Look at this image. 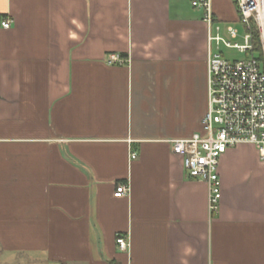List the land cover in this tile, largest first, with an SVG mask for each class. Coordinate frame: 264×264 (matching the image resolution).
Listing matches in <instances>:
<instances>
[{
  "label": "crops",
  "instance_id": "crops-1",
  "mask_svg": "<svg viewBox=\"0 0 264 264\" xmlns=\"http://www.w3.org/2000/svg\"><path fill=\"white\" fill-rule=\"evenodd\" d=\"M211 9L238 23L234 0ZM202 16L191 0H0V264H264L256 148L220 157L213 213L171 152L207 109Z\"/></svg>",
  "mask_w": 264,
  "mask_h": 264
},
{
  "label": "built area",
  "instance_id": "built-area-1",
  "mask_svg": "<svg viewBox=\"0 0 264 264\" xmlns=\"http://www.w3.org/2000/svg\"><path fill=\"white\" fill-rule=\"evenodd\" d=\"M234 2L244 31L243 44L234 41L239 37L234 25L215 20L211 0H191L193 7L202 9L206 25L207 109L199 131L170 140L171 152L181 159L185 173L207 184L210 213L215 212L221 197L218 165L228 149L251 144L264 160V0ZM0 25L8 28L10 20L4 18ZM254 32L260 40V52L254 48ZM232 50L245 56L232 57ZM106 62L122 65L127 59L110 53ZM135 157V152H131L130 158ZM128 193V184L118 183L113 195ZM116 243L120 249L128 246L123 236H118Z\"/></svg>",
  "mask_w": 264,
  "mask_h": 264
},
{
  "label": "rangeland",
  "instance_id": "rangeland-1",
  "mask_svg": "<svg viewBox=\"0 0 264 264\" xmlns=\"http://www.w3.org/2000/svg\"><path fill=\"white\" fill-rule=\"evenodd\" d=\"M238 31H239V37H237L234 41L237 42L238 44H243L244 43V40L242 38V34H243V27L237 23L234 25ZM225 52H228V51H225ZM230 52V55L232 57H235V58H243L245 56V53H240L238 51H235V50H232V51H229Z\"/></svg>",
  "mask_w": 264,
  "mask_h": 264
},
{
  "label": "trees",
  "instance_id": "trees-1",
  "mask_svg": "<svg viewBox=\"0 0 264 264\" xmlns=\"http://www.w3.org/2000/svg\"><path fill=\"white\" fill-rule=\"evenodd\" d=\"M254 48L256 51L260 52L261 49L260 40L258 35H256V32H254Z\"/></svg>",
  "mask_w": 264,
  "mask_h": 264
}]
</instances>
